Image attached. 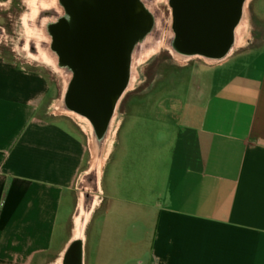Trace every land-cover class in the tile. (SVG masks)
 I'll list each match as a JSON object with an SVG mask.
<instances>
[{
	"label": "crops",
	"instance_id": "1",
	"mask_svg": "<svg viewBox=\"0 0 264 264\" xmlns=\"http://www.w3.org/2000/svg\"><path fill=\"white\" fill-rule=\"evenodd\" d=\"M234 53L118 115L77 263L264 264V35ZM54 91L0 48V264L73 247L89 160L81 128L44 116Z\"/></svg>",
	"mask_w": 264,
	"mask_h": 264
},
{
	"label": "rangeland",
	"instance_id": "2",
	"mask_svg": "<svg viewBox=\"0 0 264 264\" xmlns=\"http://www.w3.org/2000/svg\"><path fill=\"white\" fill-rule=\"evenodd\" d=\"M80 1L0 0V48H4L7 56L22 62L30 70L44 74L55 89V97L46 98L42 106L46 118L75 124L84 131L89 163L78 174L74 187L77 204L84 198L86 208H89L92 203L96 207L101 200L103 164L113 138L112 141L105 140L110 119L101 126L97 120L76 111L69 104L68 93L64 105L61 104L64 83L69 80L71 85L76 72L72 27ZM174 2L133 1V24L125 33L123 51L128 62L126 82L133 78L134 90L121 101L119 114L134 99L171 92L174 79L195 73L199 67L207 64L198 58L183 63L168 50L173 47L172 35L175 33ZM248 14L246 25L231 33L232 41L240 39L243 43V47L235 53L245 50L250 42L264 35V0H251ZM184 49V53L190 51L185 43ZM60 107L84 116L90 121L91 130H85L77 119L66 114ZM98 164L101 165L100 170ZM87 216L88 213L84 215L85 218Z\"/></svg>",
	"mask_w": 264,
	"mask_h": 264
},
{
	"label": "flooded vegetation",
	"instance_id": "3",
	"mask_svg": "<svg viewBox=\"0 0 264 264\" xmlns=\"http://www.w3.org/2000/svg\"><path fill=\"white\" fill-rule=\"evenodd\" d=\"M133 1L81 0L77 6L72 27L76 72L69 92V100L75 108L80 106L79 99L84 96L91 107L102 109L105 96L123 81L126 61L123 48L125 33L133 24ZM92 205L86 208L83 198L78 208L87 214ZM78 223L81 226L83 220ZM84 240L73 238L67 257L62 255L56 264H81L74 255L82 252Z\"/></svg>",
	"mask_w": 264,
	"mask_h": 264
},
{
	"label": "water",
	"instance_id": "4",
	"mask_svg": "<svg viewBox=\"0 0 264 264\" xmlns=\"http://www.w3.org/2000/svg\"><path fill=\"white\" fill-rule=\"evenodd\" d=\"M242 2L243 0H175L177 25L186 48L222 55L231 43L229 27L238 15ZM127 66L124 63V79L116 90L105 96L102 109L91 107L84 96L79 99L80 106H72L68 97L69 104L76 111L90 116L104 126L126 84Z\"/></svg>",
	"mask_w": 264,
	"mask_h": 264
},
{
	"label": "bare ground",
	"instance_id": "5",
	"mask_svg": "<svg viewBox=\"0 0 264 264\" xmlns=\"http://www.w3.org/2000/svg\"><path fill=\"white\" fill-rule=\"evenodd\" d=\"M251 0H243L239 13L238 15L235 17L232 25L229 27V32L230 34L233 31H238L240 29V27L243 25H246L247 21H248V4L250 3ZM162 10V9H161ZM166 10V9H165ZM166 12V11H165ZM175 33H173L172 38H173V47L171 49H168L170 51V53L174 56L175 59L180 60L181 62H189L190 60L194 59V58H198V59H202L204 60L206 63L208 64H215L218 62H221L223 60H225L226 58H228L229 56H231L235 51H238L239 49H241L243 47V43L240 39H234V41H232L231 39V43L228 46V48L225 50V52L220 55H212V54H208V53H204L198 49H194V50H190L187 53H184V51H186V49H184V39L182 38L179 29H178V25H177V12H175ZM167 17V16H166ZM189 46V45H188ZM47 63V62H46ZM126 64H128V62L125 61ZM127 79V77H126ZM70 82L69 80H66L64 83V92H63V102L62 105H64V99H66L67 93L69 95L70 92ZM134 90V79L130 78V80H128V82H126L119 98L116 101L115 107L113 109V113L110 117L106 132H105V140L106 141H110L112 138H114L116 131H117V127H118V110H119V106L121 101L123 100V98L131 91ZM130 95V94H129ZM61 108V107H60ZM65 113H67L69 116L77 119V122L79 123L80 126H82L85 130L90 129L91 130V123L88 119H86L84 116L78 114V113H74L73 111H69L66 108H61ZM122 110V109H121ZM58 111V110H57ZM112 141V140H111ZM113 142V141H112ZM111 143V142H110ZM111 151V150H110ZM106 160V159H105ZM101 165L98 164V169L100 170ZM95 204L93 203L92 208L90 213H88V216L85 218L84 212L82 213V209L81 207H79L77 209V212L74 216V230H73V238L77 239V238H85V229H86V225L89 221V217L90 214L94 208ZM83 217L85 219H83ZM82 219L83 220V224L81 226H79L78 222L79 220Z\"/></svg>",
	"mask_w": 264,
	"mask_h": 264
}]
</instances>
